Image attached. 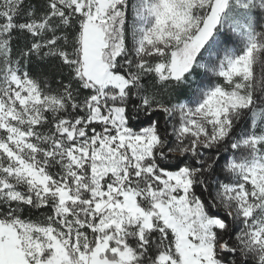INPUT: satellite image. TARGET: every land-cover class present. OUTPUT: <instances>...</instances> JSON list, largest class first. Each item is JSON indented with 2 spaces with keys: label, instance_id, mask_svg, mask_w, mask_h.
I'll use <instances>...</instances> for the list:
<instances>
[{
  "label": "snow or ice",
  "instance_id": "1",
  "mask_svg": "<svg viewBox=\"0 0 264 264\" xmlns=\"http://www.w3.org/2000/svg\"><path fill=\"white\" fill-rule=\"evenodd\" d=\"M0 264H264V0H0Z\"/></svg>",
  "mask_w": 264,
  "mask_h": 264
},
{
  "label": "trees",
  "instance_id": "2",
  "mask_svg": "<svg viewBox=\"0 0 264 264\" xmlns=\"http://www.w3.org/2000/svg\"><path fill=\"white\" fill-rule=\"evenodd\" d=\"M30 2H32V3H39L40 0H30ZM19 43H20V44L23 43V37H22V36L19 38ZM35 71H36L37 74H46V75H49V76H51V75L53 74V70H52L50 67L46 66V65H37V66L35 67ZM53 86H55V85L53 84ZM189 94H190V93L188 92V90H185V91H184V95H182L180 98H181V99H184V97H185L186 95H189ZM39 215H40L39 212H34V213H33V218H36V217H38Z\"/></svg>",
  "mask_w": 264,
  "mask_h": 264
}]
</instances>
